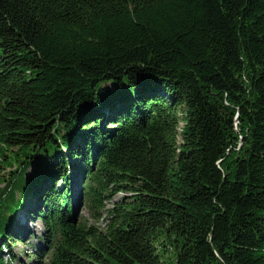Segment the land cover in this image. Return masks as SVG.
Returning a JSON list of instances; mask_svg holds the SVG:
<instances>
[{
	"label": "trees",
	"instance_id": "trees-1",
	"mask_svg": "<svg viewBox=\"0 0 264 264\" xmlns=\"http://www.w3.org/2000/svg\"><path fill=\"white\" fill-rule=\"evenodd\" d=\"M0 157V264H264V0H0Z\"/></svg>",
	"mask_w": 264,
	"mask_h": 264
},
{
	"label": "rangeland",
	"instance_id": "rangeland-1",
	"mask_svg": "<svg viewBox=\"0 0 264 264\" xmlns=\"http://www.w3.org/2000/svg\"><path fill=\"white\" fill-rule=\"evenodd\" d=\"M183 127V123L181 122L179 124V130L181 131ZM179 140L181 139V135L179 134ZM1 159V157H0ZM1 162V161H0ZM35 163L29 168L26 174H28L31 169L34 167ZM3 165H0V168H2ZM9 170H11V167H3L1 170L3 173L0 175L2 178L3 176L8 175ZM57 187H62V184L60 181L57 183ZM4 184L1 183L0 186H3ZM78 189L76 188V191ZM122 196V193L116 194L111 200L107 201V207L101 211V218L100 220L96 221L92 215L89 207L87 205H84V202L80 200L79 204L77 205V215L85 217L89 223L91 224H98L101 227L105 226V217L107 214V209L112 207L113 203L117 200H119ZM46 231V228L44 226V223L40 218H37L34 215H30L28 213V210H23L19 213L18 218L16 220V224L14 227L13 233L19 237V241L14 244L13 251L17 254V259L14 264H37L39 262L37 255V250L45 245V241L43 239L44 233ZM16 236V237H17ZM34 255L35 257H32L31 255ZM8 255L6 254L5 257ZM44 260L47 259L44 257Z\"/></svg>",
	"mask_w": 264,
	"mask_h": 264
}]
</instances>
